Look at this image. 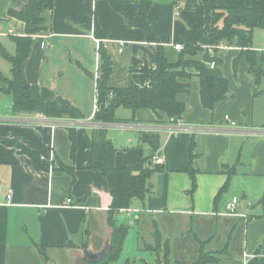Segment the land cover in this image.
<instances>
[{"label": "crops", "instance_id": "crops-1", "mask_svg": "<svg viewBox=\"0 0 264 264\" xmlns=\"http://www.w3.org/2000/svg\"><path fill=\"white\" fill-rule=\"evenodd\" d=\"M185 1L152 0L147 11L153 31L159 39L166 40L161 43L162 51L170 62L177 61L180 51L173 45H182L197 22L195 11L187 8ZM199 1L203 8L202 28L193 35L194 41L202 37L203 31L210 30L214 7L220 3L232 6L235 2ZM86 2L54 0L46 13V29L33 36L23 66L31 92L44 101L71 106L76 114L72 120L81 126L51 128L54 118L13 111L11 96L9 110L0 112V264H74L86 252L99 253L108 245L109 183L99 171L88 168L90 151L84 134V130L99 126L93 119L97 49L101 42L112 59L113 71L106 81L109 87H124L129 82L150 86V75L142 67L155 68L157 43L147 41L142 29L129 26L106 0H91L104 34L99 40L94 36V17ZM244 2L250 6L252 0ZM11 3L12 0H0V44L12 54L15 44L10 35H23L25 26L19 19L7 16ZM254 30L252 48L264 50L254 45ZM227 51L230 54L225 58ZM238 52L234 46L218 49L228 91L212 110L202 106L199 79L195 70L188 67L187 72L194 75L178 78L189 84V91L175 96L185 108L176 124L170 123L164 112L156 115L149 108L121 107L116 110L120 121L105 125L116 148L115 166L126 167L151 155L152 162L155 154L162 158L160 163L152 162L162 170L148 177L149 190L143 199L134 198L129 208L115 216V222L127 225L128 231L120 261L113 264L132 260L134 256L130 255L144 252L141 241L153 244L155 229L161 241L169 244L171 264L192 262L200 245L217 257L207 264H253L254 254L264 239V87L258 86V93L254 94L253 77L246 62L241 61L232 69ZM195 58L201 59V53ZM3 60L8 62L0 56V74L8 79L10 63L8 66ZM229 65L231 71L227 69ZM4 86L0 79V89ZM0 93L4 94L1 90ZM83 95L92 98L90 111L79 105ZM71 128L76 142L73 156ZM40 129L49 136L47 142ZM148 129L160 134L156 152L148 144L140 145L139 134ZM191 132L196 153L192 167L197 172L196 187L189 193L192 178L180 167L188 156ZM8 140L14 143H7ZM17 143L35 150L46 169H36ZM225 182L226 190L215 199ZM233 197L239 201L234 214H228L225 206ZM66 199L71 202L66 203ZM142 254L147 259L152 255L154 258L148 250ZM257 263L264 264V257L257 258Z\"/></svg>", "mask_w": 264, "mask_h": 264}, {"label": "trees", "instance_id": "trees-1", "mask_svg": "<svg viewBox=\"0 0 264 264\" xmlns=\"http://www.w3.org/2000/svg\"><path fill=\"white\" fill-rule=\"evenodd\" d=\"M12 3L7 9V16L19 19L24 23L25 33L23 35H10L15 44L14 53H9L0 44V56L10 63L11 77L6 79L0 74V79L5 86L1 92L11 96V108L13 111L39 113L45 117L62 118L67 116L76 118L73 108L69 105H61L56 101H44L37 94L31 92L29 84L24 77V61L29 55L32 39L35 34L46 29V13L53 7L54 0H22ZM111 8L120 13L129 26L138 27L143 30L145 39L157 43L156 66L153 69L142 67L149 73L150 86H139L129 82L124 87L112 88L107 85V78L113 71L112 59L107 50L100 42L98 45V76L95 80L96 108L93 119L99 126L84 130L87 145L90 151L88 168L99 171L109 183L111 203L106 213V220L110 227L108 237L109 250L100 261L90 264H113L118 260L123 248L124 238L128 231L125 224L115 222L116 214L130 207L134 198L142 200L148 192L147 179L155 172L162 170L159 165H153L150 157H142L140 161L128 164L126 167H117L114 164L116 148L107 136L105 125L119 122L116 110L124 107L131 110L149 108L156 115L164 112L170 123H177L184 114V104L176 100L177 93H187L188 83L178 81V78L191 77L187 72L188 67L195 70L199 79L200 102L206 109L212 110L216 102L224 99L228 91L227 80L221 71L222 60L217 52L220 46H234L239 52L233 59V68L241 61L246 62L248 72L253 77L254 94L258 93V86L264 78V50L252 48L253 30L261 28L264 31V0H252L250 6H246L244 0H234L232 6L220 3L214 7L211 13V26L209 31H203L202 37L194 41L193 35L202 28L203 8L199 0H186L185 5L195 11L197 22L195 27L189 31L179 51L177 61L170 62L162 51V42L153 31L147 20V11L152 0H106ZM87 10L94 17V36L104 38L97 18L92 10L91 0L86 2ZM201 53V59L195 56ZM210 62H214L211 66ZM44 141L49 136L40 129ZM194 133L190 134L187 159L181 161L180 170L190 174L192 181L188 192L191 193L196 187L195 174L197 170L192 167L195 158ZM71 140V156L76 150L75 131L69 129ZM140 145L148 144L152 150L157 151L160 143V134L155 130H147L139 134ZM7 143H14L8 140ZM17 148L28 154L36 169H46V165L40 161L39 154L21 143ZM228 182L220 188L219 196L226 190ZM264 200V195L261 201ZM154 243L141 241V249L153 252L155 257L147 264H171L169 256V244L162 242L160 234L155 229L153 232ZM199 243H202L199 241ZM85 245V243H84ZM89 252H86L87 254ZM264 257V239L253 257V264L257 258ZM215 253L204 251L202 245L199 253L191 264H207L215 262ZM121 264H133V260H125Z\"/></svg>", "mask_w": 264, "mask_h": 264}, {"label": "rangeland", "instance_id": "rangeland-1", "mask_svg": "<svg viewBox=\"0 0 264 264\" xmlns=\"http://www.w3.org/2000/svg\"><path fill=\"white\" fill-rule=\"evenodd\" d=\"M20 1H22V0H20ZM254 45L256 47H259L260 49H264V31L261 28H256L254 30ZM229 54H230V51H227V53L225 54V58L226 57L228 58ZM4 62L8 64V62H6V61H4ZM8 66H9V64H8ZM227 69H228V71L229 70L231 71V65H229V67H227ZM232 69H233V67H232ZM259 86L262 88L264 87V79L261 80V83ZM92 95H93V93H91V96ZM0 96H2V98L0 99V112L5 113L6 111L9 110V108H8L9 105H7V103L10 101V95L0 93ZM79 105L84 106L85 108H89V111H90L91 106L93 105L92 98L90 99V97L88 95L87 96H84V95L81 96V98L79 99ZM55 119L62 120V122H64V124L69 125V126H74V125H76V122H77V121H74L71 118L66 117V116H64V119H61V118H55ZM77 126H81V124L77 123ZM114 132L116 134H118L117 131H114ZM110 133H112V132H110ZM238 201H239V199H238ZM142 251H144L142 253L146 252V250H142ZM142 253H139L137 255L136 254L130 255V256H132V258L134 256V258L132 259L133 264H145L144 261L152 262L154 260L153 255L151 256V259H147L146 255L142 254ZM230 256H232V255H230ZM154 257H155V255H154ZM178 260H181V259L178 258ZM117 261H120V258ZM184 263L185 264H191V260H186Z\"/></svg>", "mask_w": 264, "mask_h": 264}, {"label": "built area", "instance_id": "built-area-1", "mask_svg": "<svg viewBox=\"0 0 264 264\" xmlns=\"http://www.w3.org/2000/svg\"><path fill=\"white\" fill-rule=\"evenodd\" d=\"M173 47H174V49L175 50H181V48H182V45H179V44H174L173 45ZM210 65L211 66H213L214 65V62H210ZM95 104H96V100H95ZM94 104V108H96V105ZM74 121H76V120H74ZM35 121H33V123H34ZM78 122H76V124H77ZM40 125L42 124V123H39ZM51 124V123H50ZM231 125H234V122H231L230 123ZM56 125H66V124H64V122H62V120H59V119H55V121L53 122V124H51V128L52 127H55ZM148 130H150V129H148ZM162 161V158H161V156L159 155V154H155L153 157H152V162L153 163H160ZM11 194V191L10 190H8V193L6 194V198H7V200H9L10 199V195ZM8 202V201H7ZM71 202V199H66V203H70ZM237 203H238V199H237V197H233L232 199H231V201L229 202V203H227L226 204V206H225V210H226V213H228V214H234V212H235V207H236V205H237ZM247 256H245L244 255V258H246Z\"/></svg>", "mask_w": 264, "mask_h": 264}, {"label": "water", "instance_id": "water-1", "mask_svg": "<svg viewBox=\"0 0 264 264\" xmlns=\"http://www.w3.org/2000/svg\"><path fill=\"white\" fill-rule=\"evenodd\" d=\"M109 246L106 245L99 253H87L84 257L76 260L74 264H90L100 261L108 253Z\"/></svg>", "mask_w": 264, "mask_h": 264}]
</instances>
